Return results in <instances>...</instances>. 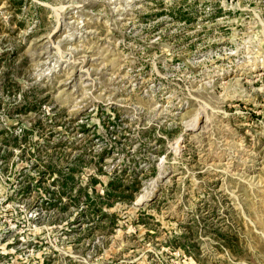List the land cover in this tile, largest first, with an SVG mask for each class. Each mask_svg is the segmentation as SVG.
Here are the masks:
<instances>
[{
	"label": "rangeland",
	"instance_id": "obj_1",
	"mask_svg": "<svg viewBox=\"0 0 264 264\" xmlns=\"http://www.w3.org/2000/svg\"><path fill=\"white\" fill-rule=\"evenodd\" d=\"M0 264H264V0H0Z\"/></svg>",
	"mask_w": 264,
	"mask_h": 264
},
{
	"label": "trees",
	"instance_id": "obj_2",
	"mask_svg": "<svg viewBox=\"0 0 264 264\" xmlns=\"http://www.w3.org/2000/svg\"><path fill=\"white\" fill-rule=\"evenodd\" d=\"M104 154V156H103ZM105 155H108V152H103L101 153V157L99 159L103 160V158L105 159ZM70 171H73L72 169ZM121 180V179H120ZM58 184V181H53V184ZM89 183L91 185V187L95 186L97 183H100V181L96 178L91 177L89 180ZM63 185H65V183L61 182L60 186L61 189L63 188ZM67 186V184H66ZM63 192H61V196H68L67 191L62 190ZM137 191V188L134 186H130L128 184H124L123 182L119 181L118 179H110L107 184L104 186L103 188V195L102 196H97L96 191H93L95 194V198L91 197V194L88 193L87 189H81L80 190V194H82V196H79L77 199H75L76 204L80 202V200L82 199L81 197H83V202L86 205V209L84 211V215H89L91 217H93L94 215L96 216H100V217H106V214L103 212V206H111L113 202L116 201H125V202H132L134 200V194ZM59 196V197H61ZM72 197V196H71ZM74 197V196H73ZM70 198V197H69ZM94 200H97L99 203H95ZM84 205V204H83ZM79 215V213L77 214ZM82 215V214H81Z\"/></svg>",
	"mask_w": 264,
	"mask_h": 264
}]
</instances>
